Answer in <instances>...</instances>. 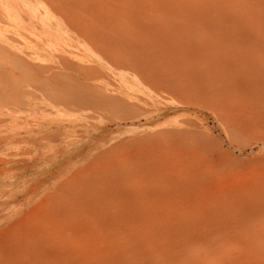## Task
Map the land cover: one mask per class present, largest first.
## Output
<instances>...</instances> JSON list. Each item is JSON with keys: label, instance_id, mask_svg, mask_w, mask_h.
<instances>
[{"label": "rangeland", "instance_id": "1", "mask_svg": "<svg viewBox=\"0 0 264 264\" xmlns=\"http://www.w3.org/2000/svg\"><path fill=\"white\" fill-rule=\"evenodd\" d=\"M0 264H264V0H0Z\"/></svg>", "mask_w": 264, "mask_h": 264}, {"label": "bare ground", "instance_id": "2", "mask_svg": "<svg viewBox=\"0 0 264 264\" xmlns=\"http://www.w3.org/2000/svg\"><path fill=\"white\" fill-rule=\"evenodd\" d=\"M5 10H6V12H7V14H10V8L9 7H6L5 8ZM206 55V54H205ZM108 61V60H107ZM106 64V63H105ZM254 81H256V80H254ZM256 83V82H255ZM85 90V89H84ZM87 92V91H86ZM91 93H92V91H91ZM94 96V95H93ZM76 97V96H75ZM70 98H72L71 97V94H70ZM72 99H74V100H70L71 102H72V105H73V107H76V106H79V105H81V104H83L84 105V103H91V102H93V103H95L94 101H92V98H91V100L89 99V97L87 96H81L80 98H78V99H75V98H72ZM93 100H95V99H93ZM64 101H65V97H64ZM69 101V100H68ZM96 102H100V104L101 105H105V106H107L106 104H107V100L105 99V97L104 96H102L101 95V100H99V99H97L96 98ZM77 103V104H76ZM121 104H122V102H121ZM71 105V106H72ZM75 105V106H74ZM103 105V106H104ZM136 105V104H135ZM65 106V105H64ZM68 107H70L69 105H68ZM86 107V106H85ZM130 107H132V106H130ZM97 108V107H96ZM102 109H103V107H102ZM80 110H81V108H80ZM83 110V109H82ZM73 111V110H72ZM76 111V110H75ZM77 112H79L78 110H77ZM82 112V111H81ZM228 114V113H227ZM218 119V118H217ZM228 130V129H227ZM182 131V130H181ZM204 132V131H203ZM231 135H232V133H231ZM181 136V135H180ZM229 138H231V136H229ZM233 139V138H232ZM175 150V149H174ZM177 150V149H176ZM180 157V156H179ZM191 160V159H190ZM193 161V160H192ZM191 162V161H190ZM195 166V165H194ZM190 172V171H189ZM157 173V172H156ZM118 178V177H117ZM192 181V180H191ZM159 188V187H158ZM191 188H192V185H191ZM159 191V190H158ZM189 192H191V191H189ZM129 199V198H128ZM192 199V198H191ZM194 201H192V203H193ZM191 203V201H190V204H192ZM194 204V203H193ZM196 205V204H195Z\"/></svg>", "mask_w": 264, "mask_h": 264}]
</instances>
